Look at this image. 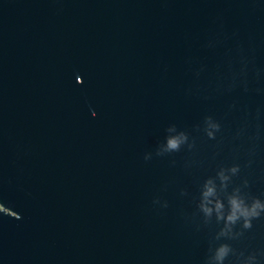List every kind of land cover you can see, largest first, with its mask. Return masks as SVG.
<instances>
[{
	"label": "water",
	"instance_id": "1",
	"mask_svg": "<svg viewBox=\"0 0 264 264\" xmlns=\"http://www.w3.org/2000/svg\"><path fill=\"white\" fill-rule=\"evenodd\" d=\"M233 163L264 197V0H0V264H264L198 207Z\"/></svg>",
	"mask_w": 264,
	"mask_h": 264
},
{
	"label": "clouds",
	"instance_id": "2",
	"mask_svg": "<svg viewBox=\"0 0 264 264\" xmlns=\"http://www.w3.org/2000/svg\"><path fill=\"white\" fill-rule=\"evenodd\" d=\"M207 132L210 137L215 136L216 130H219L221 125L218 121L213 120L211 116L206 118ZM172 126L170 131L174 130ZM188 135L184 131L176 132L174 135H169L164 144V151H177L182 145L187 143ZM192 145H189L191 147ZM147 159V156L145 157ZM240 171V164L233 163L227 167H220L216 176H208L201 186L200 201L198 207L204 214L206 220L215 216L217 221H223V226L216 234V238L221 237H237L242 234L243 229L252 227L253 220L264 216V197L259 195L250 196L243 191L244 185L248 184L245 179L243 185L232 187L231 191H227L232 176ZM217 178L220 183H217ZM221 190H224V195H221ZM157 198V202H158ZM166 206V202H165ZM240 225V230H235L236 225ZM212 254L209 256L210 264H224L225 258L233 251L232 245L225 240L219 243L214 248L210 249ZM257 261V256L249 254L242 264H254Z\"/></svg>",
	"mask_w": 264,
	"mask_h": 264
}]
</instances>
